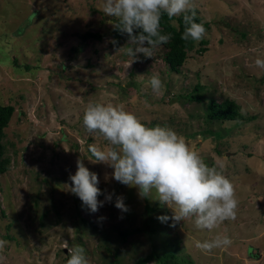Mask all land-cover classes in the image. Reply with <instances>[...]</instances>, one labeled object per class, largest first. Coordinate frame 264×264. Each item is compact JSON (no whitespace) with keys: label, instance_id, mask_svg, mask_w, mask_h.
<instances>
[{"label":"rangeland","instance_id":"1","mask_svg":"<svg viewBox=\"0 0 264 264\" xmlns=\"http://www.w3.org/2000/svg\"><path fill=\"white\" fill-rule=\"evenodd\" d=\"M193 3L210 28L207 50L199 52L200 40L173 72L159 47L151 58L135 59L127 54L135 45L111 47L114 17L103 14L102 0H0V103L15 107L3 139L11 167L0 175V240L7 242L0 264H67L74 244L89 264H136L148 256V264H264V70L255 65L264 59V0ZM87 32L102 38L84 41ZM153 75L163 83L159 94ZM198 83L200 102L188 96ZM212 99L235 101L245 118L206 121ZM90 102L122 105L146 126L182 135L233 184L236 219L211 231L191 219L162 223L158 217L173 213L155 191L141 199L88 151L89 144L107 146L83 126ZM80 159L113 194L96 213L67 186ZM117 197L127 212L115 207ZM218 234L231 245L210 253L195 247Z\"/></svg>","mask_w":264,"mask_h":264},{"label":"clouds","instance_id":"2","mask_svg":"<svg viewBox=\"0 0 264 264\" xmlns=\"http://www.w3.org/2000/svg\"><path fill=\"white\" fill-rule=\"evenodd\" d=\"M101 11L116 18L115 27L128 35V44L135 45L127 49L134 59L138 54L151 58L157 47L170 41V34L160 32L164 14L173 24L175 17L183 16L185 27L181 39L184 41L199 42L206 34L204 26L195 22L193 0H102ZM255 65L264 70V59L257 58ZM149 83L153 93L161 92L163 83L158 75H153ZM82 119L90 135L107 142L103 149L89 144L88 151L95 162L113 169L111 178L115 181L138 189L141 199H149L155 191L156 201L173 213L158 217L162 223L172 220L175 226L191 219L196 229L211 231L225 221L236 219L238 201L231 181L217 166H208L172 128L148 127L122 105L110 103H88ZM69 180L71 193L91 213L112 202L113 194L101 192L98 175L90 172L82 159L77 160V171L69 175ZM101 195H105L104 201L98 200ZM115 207L128 211L123 197H117ZM6 243L0 240V247ZM231 243L229 237L218 234L212 240L196 241L195 247L210 253L214 249H226ZM68 255L67 264H89L85 249L78 244L68 247Z\"/></svg>","mask_w":264,"mask_h":264},{"label":"trees","instance_id":"3","mask_svg":"<svg viewBox=\"0 0 264 264\" xmlns=\"http://www.w3.org/2000/svg\"><path fill=\"white\" fill-rule=\"evenodd\" d=\"M195 11V22L200 23L204 26L206 31H208L209 25L205 23L202 17L199 15V11L194 8ZM191 13H189L190 15ZM176 23L173 24L170 21L166 14L162 16L160 24L161 34H170L171 39L167 44L159 46L162 53L159 55L161 60L166 66H168L173 72H179L187 60L189 59V54L195 50L196 41H184L181 39L182 33L184 31L183 16L175 17ZM118 23L116 18L113 19V28L111 30V47L120 48L123 45H128L129 37L126 33H121L115 25ZM84 41L90 39L101 40L102 35L99 33L87 32L82 35ZM201 48L199 52H204L207 50V41L201 40ZM191 94H188L189 98L200 102L203 99L201 94L196 95L199 91H204V86L199 83L195 85ZM15 107L13 105H3L0 103V175H4L9 172L11 167V159L7 156L6 146L3 142L5 137V131L9 127L11 119L14 115ZM244 115L240 111L238 104L230 99H226L221 103H217L215 99H212L208 109H207V118L206 121H235L244 119ZM98 186V185H97ZM99 187V186H98ZM100 188V187H99ZM103 192L102 188H100ZM104 193V192H103ZM103 195L98 198H102ZM124 236L126 233H122ZM152 261L150 256L140 259L136 264H148Z\"/></svg>","mask_w":264,"mask_h":264}]
</instances>
